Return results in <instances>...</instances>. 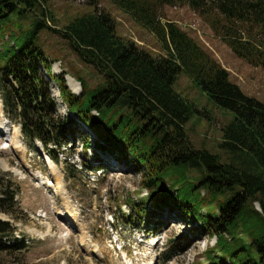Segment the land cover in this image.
Wrapping results in <instances>:
<instances>
[{"label":"trees","instance_id":"16d2710c","mask_svg":"<svg viewBox=\"0 0 264 264\" xmlns=\"http://www.w3.org/2000/svg\"><path fill=\"white\" fill-rule=\"evenodd\" d=\"M111 1L153 34L164 54L154 56L117 35L114 19L102 10L79 14L54 32L101 82L89 89L79 81L76 96L66 87L65 74L51 73L52 64L37 42L41 30H55L50 0H0L5 117L19 124L26 144L34 150V142H40L55 163L76 142L84 169L100 170L90 164L88 153L130 162L147 193L138 201L129 199L134 220L151 223L158 221L159 209L172 211L177 219L172 224L187 221L193 231L215 239L205 252L207 264H264V102L245 95L188 33L160 16L166 6L188 7L234 55L264 71V0ZM180 73L217 107L233 113L221 127L223 157L189 142L185 125L193 115L204 114L174 90ZM50 82L67 110L64 118L56 115ZM76 118L86 132L77 129ZM67 169L69 175L77 172L74 166ZM18 192L12 177L0 172V214L16 221ZM15 231L0 220V255L27 250ZM187 238L182 232L169 241L165 261L183 250Z\"/></svg>","mask_w":264,"mask_h":264},{"label":"rangeland","instance_id":"374dc122","mask_svg":"<svg viewBox=\"0 0 264 264\" xmlns=\"http://www.w3.org/2000/svg\"><path fill=\"white\" fill-rule=\"evenodd\" d=\"M94 7L110 14L115 21L117 35L134 42L154 56L164 54L154 35L135 24L131 17L111 0H50L48 8L54 19L52 28L55 30H41L37 42L52 64L51 72L58 75L65 74V85L75 95L81 93L79 81H83L91 89L101 82V77L92 67L83 64L70 45L54 31L62 29L75 16L91 12ZM160 16L162 22L172 21L188 33L228 72L229 80L245 95L264 102V71L261 67H253L244 59L234 55L230 48L215 37L203 20L188 7L166 6L162 8ZM39 74L45 80H49L42 68L39 69ZM71 79L75 83L72 87L78 90V94L72 91L73 88L69 84ZM49 84L52 98L57 105L56 115L64 118L67 113L57 97L59 92L53 83ZM173 88L202 115L204 114L202 117L193 115L194 117L185 125L189 142L195 148H205L223 157L224 154L218 148L221 141V127L233 118V113L217 107L213 100L184 73L178 74ZM2 118L0 110L2 132L0 133V172L7 173L12 177L14 184L19 185L16 200L21 213L17 211L15 215L19 218L17 221L3 214H0V220L7 221L15 227V236L25 240L27 250L9 255L3 253L0 255V264H142L134 259H137L135 257L137 240L143 236L150 240L142 244L138 252L139 258L141 257L144 263H148L149 259L154 257V264H206L205 252L214 245L215 239L209 238L205 233L193 231V224L187 221L171 224L177 219L172 217L173 212L170 210L164 213L163 209H159L160 217L155 221L153 229L151 226L148 227L153 221L151 223L140 221L141 228L144 229H140L138 225L128 226L121 223L120 210L125 218L129 216L127 223L137 222L134 220L137 214L129 211V199L138 201L147 194L146 190H141L140 174L130 162L120 164L110 156L100 154L95 157L92 153H88V156L98 167L103 168L106 174L98 175L96 178L92 176L88 178L86 174H75L74 177L67 178L62 173L63 165L56 166L45 160L40 145H36L40 156L24 146L20 134L17 133V127L11 124L7 132ZM73 120L80 132H86L83 123L78 122L77 118ZM79 144L76 142L75 145H70L64 151L66 154L60 156L61 160L66 156L68 160L79 165L82 162ZM32 173L34 176L37 175V179ZM39 173L54 186L48 188L41 184ZM58 184L69 194L73 211L65 207L69 202L64 204V194L62 195L63 192L57 188ZM38 210L46 212L45 219L36 217ZM75 214L79 217L78 221ZM113 216L117 218L114 223ZM80 220L82 223L76 225ZM156 225L159 227L158 230ZM113 227L116 229V237L110 235ZM156 231L158 233L153 237ZM182 232L187 234L188 244L183 248L182 253L165 261L169 241H173ZM86 239H89L90 243H85ZM115 239L122 243L121 250L116 249ZM147 243H153V246L150 245L149 248ZM94 247L99 251L102 248L100 251L102 255H99L101 253ZM124 253L128 257L125 262L122 259Z\"/></svg>","mask_w":264,"mask_h":264},{"label":"bare ground","instance_id":"6f19581e","mask_svg":"<svg viewBox=\"0 0 264 264\" xmlns=\"http://www.w3.org/2000/svg\"><path fill=\"white\" fill-rule=\"evenodd\" d=\"M69 84H70V86L72 87V86H74V81L71 79V80H69ZM79 86V85H78ZM73 89H72V91L73 92H75V93H77L78 92V90L77 89H75L74 87H72ZM1 106V105H0ZM35 177H37V175H35ZM48 186H52V184H50V185H48ZM57 186H59V187H57L58 189H60L63 193H61L60 192V190H59V192L63 195L64 194V190L62 189L63 188V186H61V188H60V185L58 184ZM65 207H67L68 209H69V205H66ZM73 211V210H72ZM75 216V218L77 219V221L79 220V217L77 216V214H75L74 215ZM84 233V232H83ZM86 237H83V239H85ZM86 241L87 242H85V240H84V242L85 243H88L90 240H88V239H86ZM90 243V242H89ZM88 246V245H87ZM90 246V245H89ZM95 248V247H94ZM96 250H98L97 249V247L95 248ZM101 251V250H100ZM99 250H98V252L99 253H101Z\"/></svg>","mask_w":264,"mask_h":264}]
</instances>
